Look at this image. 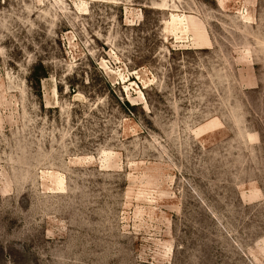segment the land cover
<instances>
[{
    "label": "rangeland",
    "instance_id": "obj_1",
    "mask_svg": "<svg viewBox=\"0 0 264 264\" xmlns=\"http://www.w3.org/2000/svg\"><path fill=\"white\" fill-rule=\"evenodd\" d=\"M0 264H264V0H0Z\"/></svg>",
    "mask_w": 264,
    "mask_h": 264
},
{
    "label": "trees",
    "instance_id": "obj_2",
    "mask_svg": "<svg viewBox=\"0 0 264 264\" xmlns=\"http://www.w3.org/2000/svg\"><path fill=\"white\" fill-rule=\"evenodd\" d=\"M32 78H34V80L36 81L37 84H39L40 82V77L38 75H36V73H33V75H31ZM43 77H46V75H43Z\"/></svg>",
    "mask_w": 264,
    "mask_h": 264
}]
</instances>
